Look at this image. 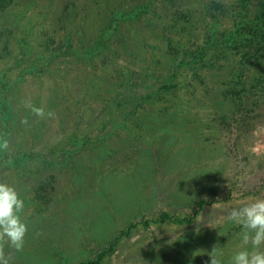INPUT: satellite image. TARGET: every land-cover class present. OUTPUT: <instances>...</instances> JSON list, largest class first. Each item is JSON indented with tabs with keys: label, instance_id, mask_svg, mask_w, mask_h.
<instances>
[{
	"label": "rangeland",
	"instance_id": "rangeland-1",
	"mask_svg": "<svg viewBox=\"0 0 264 264\" xmlns=\"http://www.w3.org/2000/svg\"><path fill=\"white\" fill-rule=\"evenodd\" d=\"M255 5L10 0L0 8V92L37 98L44 113L21 135L0 110V183L24 200L27 225L21 249L0 239V259L209 264L215 247L229 264L251 249L227 217L264 199V61L242 59L246 49L230 41ZM102 39L104 55L92 58L85 50L103 51ZM232 87L239 98L226 97Z\"/></svg>",
	"mask_w": 264,
	"mask_h": 264
},
{
	"label": "clouds",
	"instance_id": "clouds-1",
	"mask_svg": "<svg viewBox=\"0 0 264 264\" xmlns=\"http://www.w3.org/2000/svg\"><path fill=\"white\" fill-rule=\"evenodd\" d=\"M38 115L43 116V109H35ZM24 207V200L16 189L0 183V239H6L16 249L24 244L27 225L21 219L20 212ZM228 220L242 227L238 235L243 245L251 244V249L242 247L230 258V264H264V199L256 198L252 202L233 208L227 217ZM209 264H224L222 252L213 248L209 253ZM0 264L7 261L0 259Z\"/></svg>",
	"mask_w": 264,
	"mask_h": 264
},
{
	"label": "trees",
	"instance_id": "trees-1",
	"mask_svg": "<svg viewBox=\"0 0 264 264\" xmlns=\"http://www.w3.org/2000/svg\"><path fill=\"white\" fill-rule=\"evenodd\" d=\"M243 1L247 2L249 0H243ZM255 1H256L255 8H257L258 10H255L253 20L250 22L251 24L246 25L245 22L240 21L238 26L236 27L237 30H235V32H233L232 35L230 36L232 38V40H230V41L232 43H235L237 48L241 47V48L246 49V51L244 52V54L242 56V59H249V58L254 57L257 60L262 59L264 61V0H255ZM9 3H10V0H7V1L1 0L0 1V8H2V9L6 8L9 5ZM249 5H251V6L248 9V11L246 12V14L242 15V17L245 19L248 15L247 13H249V11H251V7L253 5L252 2ZM69 7L70 6H68V8H67L68 12L70 11ZM218 8L216 7V4H213V6L211 7V9H218ZM236 16H237V14H236ZM80 36L82 38V43L86 42V44H87V38H85V36H83V34L82 35L80 34ZM71 37H74V36H69L68 41L69 40L71 41L73 39V38L71 39ZM105 41H106L105 39H102V41H101L102 45ZM88 42H89V40H88ZM100 48H101V46L96 44V46L89 47V50L88 49L85 50V46L82 49H84L86 53L90 54L91 57L94 58L95 54L104 55V52L107 49L106 46H104V45L102 46L103 51ZM81 55H83V54H81ZM55 57H58V55H56ZM259 81H264V77L261 76ZM162 90H168V86H164ZM1 93L5 94L4 91L0 92V94ZM4 94H1L2 99H0V110L2 111L1 114L3 115V120L4 121L7 120L6 122L12 124L11 127L14 130V134L17 133V134L24 135L25 131H31L32 132L34 130V128H36L38 123H39V118H38L39 115L35 111V109H39V106H38L39 103H38L37 98L36 99L34 98V100H36V101L33 102L32 104H31L32 100H29V99L27 100V98H25V97L24 98L20 97L19 99H15L14 101L12 99H10L9 100L10 102H9L7 100V98L3 97ZM226 97L228 99H236V98L240 97V93L237 91L236 88L232 87L230 90L226 91ZM22 107H23V109L25 107V111L24 110L22 111ZM21 138H23V137H21ZM4 149H5V144H4V141H2L0 143V164H3L5 162V158L2 157V152L4 151ZM202 205H203L202 203H198L199 209L202 208ZM161 219H170L171 221H176L179 223L192 221V218H188V219L185 218L183 220H177V219L171 218L168 215H163L161 217ZM113 249H114V246L111 245L109 250L104 251L98 257V259H102L105 255L111 253L113 251ZM95 263H97V262H95ZM225 263L226 262H224V264ZM229 264H230V262H229Z\"/></svg>",
	"mask_w": 264,
	"mask_h": 264
}]
</instances>
